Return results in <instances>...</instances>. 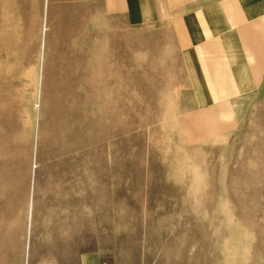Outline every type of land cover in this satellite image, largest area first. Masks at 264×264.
<instances>
[{
  "label": "rangeland",
  "instance_id": "1",
  "mask_svg": "<svg viewBox=\"0 0 264 264\" xmlns=\"http://www.w3.org/2000/svg\"><path fill=\"white\" fill-rule=\"evenodd\" d=\"M51 1L0 0V264H264V77Z\"/></svg>",
  "mask_w": 264,
  "mask_h": 264
},
{
  "label": "crops",
  "instance_id": "2",
  "mask_svg": "<svg viewBox=\"0 0 264 264\" xmlns=\"http://www.w3.org/2000/svg\"><path fill=\"white\" fill-rule=\"evenodd\" d=\"M77 1V0H70ZM137 23L153 19L156 0H81ZM50 2V0H47ZM51 2H59L52 0ZM168 22L177 25L200 53L221 52L229 77L241 94L264 77V0H168ZM206 57V56H205ZM92 256L84 264H93Z\"/></svg>",
  "mask_w": 264,
  "mask_h": 264
}]
</instances>
